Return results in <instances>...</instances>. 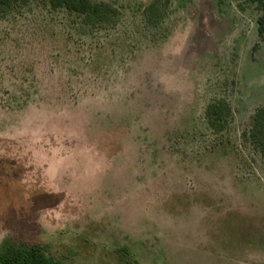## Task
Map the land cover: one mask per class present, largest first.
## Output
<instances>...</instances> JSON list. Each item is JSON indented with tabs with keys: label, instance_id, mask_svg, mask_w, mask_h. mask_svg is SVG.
<instances>
[{
	"label": "rangeland",
	"instance_id": "1",
	"mask_svg": "<svg viewBox=\"0 0 264 264\" xmlns=\"http://www.w3.org/2000/svg\"><path fill=\"white\" fill-rule=\"evenodd\" d=\"M111 27L30 0L0 15V246L59 264H264L261 11L249 0H92ZM232 108L216 133L208 105Z\"/></svg>",
	"mask_w": 264,
	"mask_h": 264
},
{
	"label": "trees",
	"instance_id": "2",
	"mask_svg": "<svg viewBox=\"0 0 264 264\" xmlns=\"http://www.w3.org/2000/svg\"><path fill=\"white\" fill-rule=\"evenodd\" d=\"M30 0H0V15L4 16L18 6H24ZM54 11L65 10L78 16L83 25L91 28L114 26L119 11L107 2L95 3L92 0H46ZM261 11L258 18V34L264 39V0H249ZM166 3L154 0L145 9V22L149 27H157L165 18ZM209 126L216 133L227 130L232 118V108L228 101L219 99L210 103L206 109ZM244 139L264 158V106L253 115L252 126ZM0 264H59L51 257L47 248L41 244H31L22 240L7 239L0 246Z\"/></svg>",
	"mask_w": 264,
	"mask_h": 264
}]
</instances>
